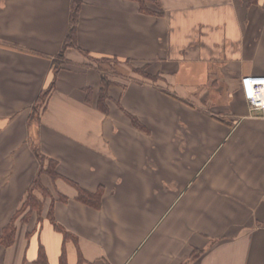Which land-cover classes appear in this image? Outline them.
<instances>
[{
  "label": "crops",
  "instance_id": "obj_1",
  "mask_svg": "<svg viewBox=\"0 0 264 264\" xmlns=\"http://www.w3.org/2000/svg\"><path fill=\"white\" fill-rule=\"evenodd\" d=\"M154 1L150 13L135 0H81L79 47L150 77L109 70L104 113L101 71L68 48L35 122L71 0H0V233L38 173L32 142L59 174H40L42 220L16 222L0 264H33L40 244L59 264L50 206L77 239L79 253L65 242L66 264H264V116L240 87L264 73V0ZM72 183L101 190L100 207Z\"/></svg>",
  "mask_w": 264,
  "mask_h": 264
},
{
  "label": "trees",
  "instance_id": "obj_2",
  "mask_svg": "<svg viewBox=\"0 0 264 264\" xmlns=\"http://www.w3.org/2000/svg\"><path fill=\"white\" fill-rule=\"evenodd\" d=\"M139 4V8L142 11H148L154 13L153 10H150L146 7V2H151L155 5H158L154 0H135ZM257 0H250V2H256ZM81 0H71V7H70V14H69V22L67 32L65 34L61 49L56 57L52 60L51 70H52V77L50 82L46 87L41 89L35 103L31 107V112L29 115L30 121L39 122L40 120V113L45 108L46 100L49 96L50 91L55 86V80L57 73L61 67L67 65V61L64 59L65 50L68 48H76L81 53H83L89 60L95 63L96 67L101 71L100 83L101 86L98 91V97L96 101V107L104 113H107V100L109 99L107 93V87L111 83L110 77L107 76V71H115L118 65L126 64L129 65V60H119L114 56H94L89 54L88 51L82 49L77 44V23H78V16L80 10ZM103 63H108V65L113 64V66H108V68L103 67ZM131 66V65H129ZM113 68V69H111ZM119 68V67H117ZM132 71L137 72L144 77H150V75L145 72L144 66L140 68L131 67ZM107 70V71H105ZM156 76H151V78H155ZM87 100L90 102L91 98H89V92L87 93ZM132 121L139 125L137 120L132 117ZM33 141V139H31ZM33 151L39 161L40 167L38 173L34 176L31 180L30 184L28 185L26 195L19 206V208L15 211L12 215L8 223L3 227L0 233V245L9 246L14 242L15 234H16V222L28 223L32 214H36L37 222H41L42 216V204L43 198L49 196V191L45 188L40 182V174L45 172L49 174L52 178L59 177V174L56 171V161L52 158H49L41 153L39 146L32 142ZM77 189V199L83 202L86 205L91 207L98 208L101 205V190L91 192L88 191L77 184L72 183ZM38 193V194H36ZM61 199L65 200L66 197L60 196ZM47 219L53 226V228L62 233L63 236V245L62 250L59 258V264H66V249H65V242L73 241L75 243L76 250L77 249V239L76 237L71 234L70 232L66 231L60 224H58L53 215V207L50 206ZM32 231L28 230L25 232L26 237L29 238L30 233ZM200 250H194L192 252L191 258L195 259L199 254ZM79 253V252H78ZM79 262L81 261V256L78 255ZM33 264H49L45 250L43 246L40 244L38 247V252L36 258L33 260Z\"/></svg>",
  "mask_w": 264,
  "mask_h": 264
},
{
  "label": "built area",
  "instance_id": "obj_3",
  "mask_svg": "<svg viewBox=\"0 0 264 264\" xmlns=\"http://www.w3.org/2000/svg\"><path fill=\"white\" fill-rule=\"evenodd\" d=\"M240 87L251 111H260L264 116V73L244 74Z\"/></svg>",
  "mask_w": 264,
  "mask_h": 264
},
{
  "label": "rangeland",
  "instance_id": "obj_4",
  "mask_svg": "<svg viewBox=\"0 0 264 264\" xmlns=\"http://www.w3.org/2000/svg\"><path fill=\"white\" fill-rule=\"evenodd\" d=\"M85 57H86V56H85ZM86 58H87V57H86ZM107 64H108V63H103L102 66H103V67H106V68H108V66H111V67L113 66V64H110V65H108V66H107ZM117 67H119V68H117ZM117 67H116L115 71L121 72L122 69H126V70L128 71V70H129L131 67H133V66H128L129 69H128L127 67L123 66V65H118ZM111 69H113V68H111ZM109 70H110V69H109ZM113 70H114V69H113ZM105 71H107V70H105ZM127 71H124V72H127ZM106 73H107V76L110 77V79H111V76H110V75H111L112 73H111L110 71H107ZM216 107H217V106H216ZM23 227H24V226H23ZM20 234L22 235V231H20Z\"/></svg>",
  "mask_w": 264,
  "mask_h": 264
}]
</instances>
